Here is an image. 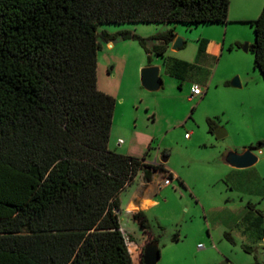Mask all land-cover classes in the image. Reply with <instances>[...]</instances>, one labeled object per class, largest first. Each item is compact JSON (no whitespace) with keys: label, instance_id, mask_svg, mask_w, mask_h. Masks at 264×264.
<instances>
[{"label":"trees","instance_id":"obj_1","mask_svg":"<svg viewBox=\"0 0 264 264\" xmlns=\"http://www.w3.org/2000/svg\"><path fill=\"white\" fill-rule=\"evenodd\" d=\"M230 6V0H0V264H135L120 196L140 173L146 182L159 172L174 176L164 164L110 150L116 100L98 88L99 27L228 24ZM247 23L255 32L249 51L264 79V8ZM120 35L139 39L150 62L176 39L173 29L149 38ZM208 124L214 133L216 120ZM263 147L260 141L250 148ZM133 218L152 232L145 212Z\"/></svg>","mask_w":264,"mask_h":264},{"label":"rangeland","instance_id":"obj_2","mask_svg":"<svg viewBox=\"0 0 264 264\" xmlns=\"http://www.w3.org/2000/svg\"><path fill=\"white\" fill-rule=\"evenodd\" d=\"M230 1L232 14L246 10L251 21L257 20L264 8V0ZM230 22L228 38L238 37L242 47L236 44L237 52L225 54L218 65L217 77L228 70L249 69L250 77L256 71L264 81L255 68L254 54L243 50L246 44L255 42L254 28L248 23ZM175 28L185 45L179 50L170 47L166 55L192 62L196 58L194 45L203 35L204 26L99 27L98 88L116 100L110 150L145 158L152 164H161L160 159L166 153L169 156L166 167L175 176L167 185L163 173L155 174L153 190L149 192L151 200L142 205L145 211L134 212H145L152 228L150 234L134 220L130 210L135 207L130 209L129 204L139 191L149 188L144 173L121 194L119 218L130 253L134 263L139 264L145 246L157 238L161 253L158 264H264V243L256 235L258 230L250 225L257 216L263 219L264 214V147L255 152L259 161L249 168L234 169L221 159L228 149L239 152L264 141V112L259 97L245 88L232 87L231 91L241 96L229 101L228 115L224 116L221 90L214 87L206 99V83L199 81L202 75L195 69L186 71L185 81L163 70V88L149 92L142 85L141 72L153 61L150 62L139 39H124L120 35L130 32L139 38H149ZM104 34L111 39H105ZM236 77L242 80L235 74L229 82ZM194 83L204 87L201 101L202 97L189 100ZM245 98L257 108L254 113L244 111ZM209 119H215L228 136L218 140L210 132ZM249 214L251 217L246 219ZM176 236L179 240L174 242ZM246 247L251 251L247 252Z\"/></svg>","mask_w":264,"mask_h":264},{"label":"crops","instance_id":"obj_3","mask_svg":"<svg viewBox=\"0 0 264 264\" xmlns=\"http://www.w3.org/2000/svg\"><path fill=\"white\" fill-rule=\"evenodd\" d=\"M230 20L238 21L239 23H247L248 21H251L250 18H248L246 14V10H242L238 13L236 12L233 14L230 11L229 21ZM230 23L231 22H229L228 24L200 25V26L205 27L204 28L205 31H203V35L201 36L199 42L194 45L195 50H196V58L192 62H188L181 58L167 57L166 53L170 49V47H172L173 45L172 43L163 57L151 55L153 62L152 64H149L147 67L157 66L160 69V74H162L163 70H166L167 74H169L170 76L177 77L179 79H182L183 81H185L184 75L186 74V71L190 69L191 70L195 69L197 74L202 75L201 77H199V81L206 83V99H207V93H211V91L214 90V87L215 89L221 90V95H222V98L224 99L222 103L224 107L222 108L221 111L224 116L228 115L227 111H228L229 101L231 103L233 99L241 96V94H237V93H234V91H231L232 86H231V83L229 82L230 77H232L235 74H239L242 79L240 81L242 84V88L247 89L249 94H255L259 97L258 103L261 104V111L264 112V81H262L260 76L257 75L256 71H253L254 75L252 77H250L248 74L249 69L247 70H228V71L223 72L221 75L217 77V72H218V67H219L218 65L219 63H221V60L224 58L225 54L237 52V48L235 45L240 43L239 42L240 40L238 37L230 38V39L228 38V32H229L228 26ZM174 32L177 38L179 33L177 32L176 28L174 29ZM159 44H162V43H159ZM204 74H206L205 78L203 77ZM228 82H229V85L227 86L226 83ZM193 85H198L202 87L198 83H194ZM193 85L191 86V88L193 87ZM202 88L204 89V87ZM197 98H201V97L199 96ZM201 100H203V97L200 99V101ZM244 100L246 102L247 98H245ZM247 102L245 103L246 105L244 107L245 109L244 111L246 113H251V114L252 112L254 113L255 110H257V108L254 105H252V101L248 100ZM186 138H188V135H186ZM245 149L246 148H243L242 150L239 151V153H242L243 151H245ZM222 157H223V154H221V159ZM164 165H165V168L167 169L166 164ZM152 182H146V184L149 185L148 190L145 192L139 191L135 195L134 201H131L129 203L130 209L132 207H135L134 210H130L131 211L130 214L137 212L138 210H144V207L142 205L145 203L147 199L151 200L149 198V192L153 190V187L151 185ZM140 203L141 205H139ZM262 216H263V219L257 216L255 219L251 220L250 225L254 227L256 230H258V233H256V235L258 239L260 240V242L264 243V239L261 240L259 238L261 232L264 231V214H262ZM250 217L251 215L249 214L246 217V219Z\"/></svg>","mask_w":264,"mask_h":264},{"label":"water","instance_id":"obj_4","mask_svg":"<svg viewBox=\"0 0 264 264\" xmlns=\"http://www.w3.org/2000/svg\"><path fill=\"white\" fill-rule=\"evenodd\" d=\"M185 41L179 37L175 39L172 45L173 50H179L184 47ZM245 52L249 51V45L246 44L243 48ZM141 82L143 87L149 92H158L163 88V80L161 78L160 69L157 66H149L141 72ZM231 86L236 89H241L242 84L240 78L236 77L231 82ZM214 134L218 140H222L228 136L226 130L222 127H217ZM256 150L251 148L246 149L242 153L236 152L233 149L225 151L222 157V162L234 169H245L254 166L258 163L259 158L256 155ZM169 157H162L161 164H166ZM143 263L144 264H158L161 259L160 247L158 241H152L147 244L143 250ZM222 264H228L224 262Z\"/></svg>","mask_w":264,"mask_h":264},{"label":"built area","instance_id":"obj_5","mask_svg":"<svg viewBox=\"0 0 264 264\" xmlns=\"http://www.w3.org/2000/svg\"><path fill=\"white\" fill-rule=\"evenodd\" d=\"M205 95V90L198 86V85H193V87L191 88V94L189 96V100H194L197 97H203ZM171 183L170 180L166 179L165 180V184L169 185Z\"/></svg>","mask_w":264,"mask_h":264}]
</instances>
